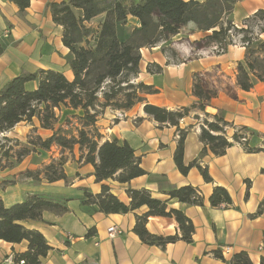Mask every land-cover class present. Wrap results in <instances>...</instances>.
<instances>
[{"label":"crops","instance_id":"obj_1","mask_svg":"<svg viewBox=\"0 0 264 264\" xmlns=\"http://www.w3.org/2000/svg\"><path fill=\"white\" fill-rule=\"evenodd\" d=\"M60 1L31 0L21 14L17 4L0 0V44L3 46L0 89L22 71L56 69L72 77L67 64L69 49L62 42L63 27L53 21L49 6L51 2ZM259 10H264V0H239L233 11V22L238 27L250 25L264 41V31L260 30L264 20L258 18L253 24L248 21ZM129 24L136 26L139 21L129 17ZM205 35L191 23L173 38V50L163 51V43L142 49L139 80L158 89L157 93L145 96L150 103L169 109L191 105L197 100L193 93L195 73H200L209 87L218 89L205 111H193L180 121L181 128L193 125L185 143L186 164L199 158L204 147L200 139L201 126L206 118L212 120L216 114H222L234 125L232 131H228L230 137L235 127L245 125L255 132L249 145L264 147V82L257 81L248 91L241 89L237 82L238 63L247 51L242 36L234 38L225 51L215 45L196 48L195 43ZM149 64L162 66V72L148 71ZM34 86L36 84L31 87ZM143 106L139 104L130 110L109 107L97 121L104 140L114 137L126 140L141 157L147 173L128 183L121 184L114 179L97 182L94 166L81 158L83 152L78 145L73 149L74 157L64 166L67 181L49 182L43 173L40 180L25 175L28 170L41 168L38 157L42 150L31 152L15 164L1 166L0 163V196L6 205L21 202L35 192L67 200L69 209L64 213L45 211L39 220L22 221L26 227L41 231L52 246L41 264H231L234 254L243 250L258 263L264 257V210L259 215L253 214L264 199V152H249L242 144L234 143L224 155L217 156L208 148L200 164L208 166L213 181H205L197 167L183 174L174 160L179 138L177 126L160 125L145 113ZM35 129L37 134H46L44 137L52 134L50 129L41 127L35 116L30 122L21 121L3 137L26 144L31 130ZM61 153H64L62 149ZM8 174L13 176L8 177ZM21 176L24 178L20 180ZM103 184L110 186L127 204L130 203L128 188H148L154 197L167 199L169 195L165 191L171 187L189 184L197 187L204 198L202 205L169 203V208L182 209L193 221V242L177 240L165 247L143 242L133 227L136 214L145 213L147 207L111 214L85 208L82 205L84 190L97 194ZM216 185L226 187L231 194L233 203L226 208L213 207L209 201ZM113 225L121 228L122 233L111 239L107 230ZM147 228L158 235L180 234L179 223L173 217L150 216ZM28 246L27 240L19 243L0 240V264H16L6 262V258L26 252ZM217 250H221L223 258L215 255Z\"/></svg>","mask_w":264,"mask_h":264},{"label":"trees","instance_id":"obj_2","mask_svg":"<svg viewBox=\"0 0 264 264\" xmlns=\"http://www.w3.org/2000/svg\"><path fill=\"white\" fill-rule=\"evenodd\" d=\"M18 5L24 14L31 0H10ZM239 0H62L49 4L53 21L63 27L62 42L69 49L68 68L72 77L56 69L40 68L36 71H22L11 78L0 89V135L13 129L21 121H32L38 117L41 127L50 129L52 134L44 137L36 134L26 144H20L13 157V164L20 162L31 152L48 150L53 145L62 151L71 152L78 145L83 152L81 158L94 166L97 182L114 179L121 184L142 176L147 171L142 166L140 156L126 141L116 137L103 139L97 128V121L106 108L130 110L137 104H144L146 114L152 116L160 125L177 126L178 143L174 160L183 174L197 167L207 182L213 181L208 166L200 164L208 148L217 156L224 155L234 143L242 144L249 152H264V147H251L249 139L255 135L249 127H235L230 137L228 127H234L222 114L212 120L206 118L201 126L200 139L204 143L199 158L189 164L184 161L185 143L193 125L181 128L180 121L193 111H205L212 98L218 94L217 88L207 85L200 73L194 75L193 93L197 100L189 106L169 109L150 103L147 94L157 93L158 89L144 81L134 83L141 72L142 49L163 43V51L173 50V38L189 24L204 31L206 35L195 43L196 48L215 45L225 51L234 39L232 30L242 34L246 45V56L238 63L237 82L241 89L250 90L257 81L264 82V41L259 39L250 25L238 27L233 22V11ZM129 17H135L139 25L128 31ZM251 18L264 20V10H259ZM250 19V18H249ZM248 19V21H249ZM126 30V31H125ZM264 31V28H260ZM124 34L121 37V33ZM3 46L0 44V52ZM175 55V51H172ZM162 72V66L154 64ZM154 70V71H153ZM36 84V86L31 87ZM66 106L81 109L78 133L66 132L58 124L56 109ZM206 115H208L206 113ZM195 118H199L195 115ZM36 131V129L34 130ZM6 141H15L4 137ZM1 144V143H0ZM2 148V145H0ZM4 149V156L10 157V150ZM67 159H53L43 170H28L26 176L40 180V175L49 182L68 180L65 172ZM264 173V167L262 168ZM249 182V181H248ZM250 184L248 185V187ZM169 197H154L148 188H128L130 203L122 201L110 186L102 185L100 193L85 189L82 205L105 214L128 213L141 207L147 211L136 214L133 231L141 240L150 245L165 247L168 243L184 240L193 242L195 225L182 209L169 208L171 201L188 205H202L204 198L193 185L174 186L165 191ZM249 190H247V195ZM209 201L213 207L226 208L233 203L229 190L216 185ZM67 200L35 192L25 200L6 205L0 196V240L19 243L28 241V250L14 256L16 264H41L51 251L44 234L37 229L26 227L22 221L39 220L43 212L64 213L68 211ZM264 210V199L253 215ZM150 216L173 217L179 223L180 234L158 235L149 231L147 221ZM92 233V231L90 232ZM215 255L223 258L221 250ZM24 261L23 263L21 261ZM231 264H264V257L258 263L252 261L247 251H240L230 259Z\"/></svg>","mask_w":264,"mask_h":264},{"label":"rangeland","instance_id":"obj_3","mask_svg":"<svg viewBox=\"0 0 264 264\" xmlns=\"http://www.w3.org/2000/svg\"><path fill=\"white\" fill-rule=\"evenodd\" d=\"M258 18H250L249 19V22L250 24H253L255 23V21L257 20ZM133 28V25L132 24H129L126 26V29L128 31H130L131 29ZM260 28H264V25L261 26ZM126 31V30H125ZM124 34H126L125 32L124 33H121V37L124 36ZM232 34L234 35L232 39L234 38H237V37H241L242 34L240 32H238V30H232ZM178 43H181L182 40H178L177 41ZM160 44V43H159ZM144 49V48H143ZM146 51V50H144ZM151 67V69H155V65L154 64H149L148 67ZM133 81L134 83H138L142 80H139V75L137 78H133ZM141 104V103H139ZM137 104V105H139ZM136 105V106H137ZM56 112L58 113V124L59 125H62L65 129L66 132H70V133H73V134H77L78 133V128L81 127V124L79 122V115L83 113V111L81 109H72V108H69V107H66V106H62L61 109H56ZM100 115L98 117V120H100ZM99 128V127H97ZM227 130L229 131H232V127H228ZM235 131V130H234ZM36 134L37 132H35L34 130H31V133L29 134L28 136V140L31 139V137L35 138L36 137ZM43 135L45 136L46 134L43 133ZM0 145H2V148H0V163L1 166L5 164L8 165L9 163L12 164L13 163V158L12 160H9L11 158V154H14L16 149H19L15 146H17V144L19 142H14V141H6L3 137V135L1 134L0 135ZM21 144V143H20ZM23 145V144H22ZM9 147H11L13 150V153L10 152V157L7 155V156H4V149H8L7 151H9ZM10 150V151H11ZM64 153H61V149L59 146H56V145H53L51 146L50 149L48 150H44L42 149V155H40L38 157V159L40 160V162L42 163L41 165V168H39L38 170H43L44 169V166L48 163H50L53 159H56L58 161V159H60L61 157H64L65 159H70L71 157L73 158L74 157V154H73V151H69L67 149L63 150ZM66 152V153H65ZM79 152H76L75 154H78ZM14 155H12L13 157ZM75 159V158H74ZM81 160V158H80ZM11 161V162H9ZM43 161V162H42ZM79 161V160H78ZM8 177H11L13 175L11 174H8L7 175ZM24 176H21L20 180L23 179Z\"/></svg>","mask_w":264,"mask_h":264},{"label":"built area","instance_id":"obj_4","mask_svg":"<svg viewBox=\"0 0 264 264\" xmlns=\"http://www.w3.org/2000/svg\"><path fill=\"white\" fill-rule=\"evenodd\" d=\"M108 232V237L113 239L115 238L117 235L121 234L122 233V229L113 225V226H110L107 230ZM14 261V256L10 255L6 258V262H13ZM22 263L24 262L23 260L21 261Z\"/></svg>","mask_w":264,"mask_h":264}]
</instances>
